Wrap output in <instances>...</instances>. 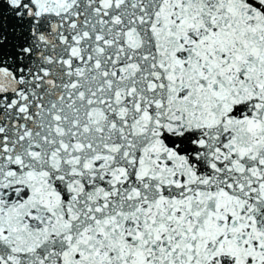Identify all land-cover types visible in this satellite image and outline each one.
I'll list each match as a JSON object with an SVG mask.
<instances>
[{"label":"snow or ice","instance_id":"obj_1","mask_svg":"<svg viewBox=\"0 0 264 264\" xmlns=\"http://www.w3.org/2000/svg\"><path fill=\"white\" fill-rule=\"evenodd\" d=\"M0 264H264V0H0Z\"/></svg>","mask_w":264,"mask_h":264}]
</instances>
